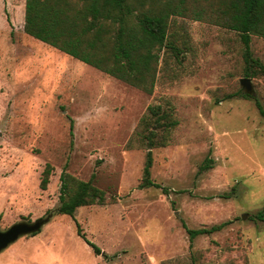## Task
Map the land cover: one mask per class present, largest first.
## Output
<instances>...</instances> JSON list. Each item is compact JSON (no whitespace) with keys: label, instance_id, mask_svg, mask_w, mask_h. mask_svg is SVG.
Wrapping results in <instances>:
<instances>
[{"label":"rangeland","instance_id":"374dc122","mask_svg":"<svg viewBox=\"0 0 264 264\" xmlns=\"http://www.w3.org/2000/svg\"><path fill=\"white\" fill-rule=\"evenodd\" d=\"M24 8L25 0H0V230L56 208L62 171L84 181L94 174L107 203L52 215L2 249L0 264H264V222L255 217L264 205V117L255 103L264 108V75L242 96L239 35L176 17L191 49L181 64L160 60L147 94L27 35ZM251 38L264 63V36ZM155 104L171 108L177 124L152 149L145 187L147 149L136 131ZM222 222L190 243L187 228Z\"/></svg>","mask_w":264,"mask_h":264},{"label":"trees","instance_id":"16d2710c","mask_svg":"<svg viewBox=\"0 0 264 264\" xmlns=\"http://www.w3.org/2000/svg\"><path fill=\"white\" fill-rule=\"evenodd\" d=\"M176 17L204 21L235 31L243 45V74L246 78L264 75V63L250 48L252 35L264 36V0H25L23 30L26 34L115 77L141 91L154 90L160 60L181 64L191 49L187 27ZM250 98L251 95L242 93ZM264 117L262 104L255 100ZM177 124L171 108L149 105L139 120L138 140L147 149L142 186L153 185L150 177L152 149L165 145L169 129ZM205 158L201 169L210 167ZM52 166L46 163L40 187L46 188ZM62 171L59 176V205L44 218L55 214L73 216L80 206L106 204L104 192L93 183ZM264 222V205L255 214ZM228 222L209 228H187L190 243L198 235L221 230ZM77 234L92 247L78 227ZM191 245V244H190Z\"/></svg>","mask_w":264,"mask_h":264},{"label":"water","instance_id":"95a60500","mask_svg":"<svg viewBox=\"0 0 264 264\" xmlns=\"http://www.w3.org/2000/svg\"><path fill=\"white\" fill-rule=\"evenodd\" d=\"M240 85L246 94H253L250 78H241ZM242 217H245V214ZM43 223L44 222L40 219H37L33 222L21 221L12 224L5 230H0V251L14 242L19 236L39 230Z\"/></svg>","mask_w":264,"mask_h":264},{"label":"crops","instance_id":"0c3cea01","mask_svg":"<svg viewBox=\"0 0 264 264\" xmlns=\"http://www.w3.org/2000/svg\"><path fill=\"white\" fill-rule=\"evenodd\" d=\"M28 35V34H27ZM30 36V35H29ZM32 37V36H31ZM34 38V37H33ZM36 39V38H35ZM38 40V39H37ZM40 41V40H39ZM42 42V41H41ZM40 44H45L46 46H48V47H50V48H52V49H54V50H56V51H58V52H62V51H60V50H58V49H56V48H54V47H52V46H50V45H48L47 43H44V42H42V43H40ZM63 54H65L66 56H69V57H72V56H70V55H68V54H66V53H64V52H62ZM72 58H74V57H72ZM76 59V58H75ZM78 60V59H77ZM89 65V64H88ZM91 66V65H90ZM93 67V66H92ZM95 68V67H94ZM99 70V69H98Z\"/></svg>","mask_w":264,"mask_h":264},{"label":"flooded vegetation","instance_id":"af4514ba","mask_svg":"<svg viewBox=\"0 0 264 264\" xmlns=\"http://www.w3.org/2000/svg\"><path fill=\"white\" fill-rule=\"evenodd\" d=\"M40 220H42L43 222H45L46 220L43 218V219H40Z\"/></svg>","mask_w":264,"mask_h":264}]
</instances>
